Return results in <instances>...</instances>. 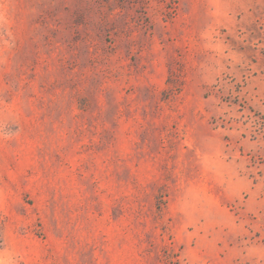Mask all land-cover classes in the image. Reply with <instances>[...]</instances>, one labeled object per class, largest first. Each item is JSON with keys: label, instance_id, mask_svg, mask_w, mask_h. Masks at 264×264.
<instances>
[{"label": "rangeland", "instance_id": "obj_1", "mask_svg": "<svg viewBox=\"0 0 264 264\" xmlns=\"http://www.w3.org/2000/svg\"><path fill=\"white\" fill-rule=\"evenodd\" d=\"M0 264H264V0H0Z\"/></svg>", "mask_w": 264, "mask_h": 264}]
</instances>
